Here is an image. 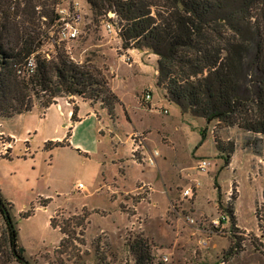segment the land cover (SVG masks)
Masks as SVG:
<instances>
[{
    "label": "rangeland",
    "instance_id": "obj_1",
    "mask_svg": "<svg viewBox=\"0 0 264 264\" xmlns=\"http://www.w3.org/2000/svg\"><path fill=\"white\" fill-rule=\"evenodd\" d=\"M83 4L88 11L84 33L57 47L75 61L100 67L122 104L112 118L97 101L100 122L85 117L73 128L71 145L50 141H62L72 128L63 125L67 119L57 107L45 112L38 102L30 112L0 116V188L14 204L8 207L26 261L135 264L132 245L144 239L153 264H264V247L258 249L251 239L256 234L264 243L255 215L264 196V135L183 112L156 85L158 55L146 47L128 52L119 19L108 31L106 13L97 15L89 2ZM46 39L43 49L53 56L57 48ZM240 77L253 90L258 74L243 67ZM73 99L77 104L80 96ZM204 128L207 137L201 143ZM150 156L153 165L145 160ZM203 160L209 161L206 170L199 168ZM189 186L194 193L184 196ZM26 211L32 213L28 218ZM83 212L88 213L78 228L83 234L74 245L60 247L64 234L51 217L63 224ZM222 213L229 218L217 227L213 220ZM234 234L242 248L231 251ZM6 236L0 210V247L6 246Z\"/></svg>",
    "mask_w": 264,
    "mask_h": 264
},
{
    "label": "trees",
    "instance_id": "obj_2",
    "mask_svg": "<svg viewBox=\"0 0 264 264\" xmlns=\"http://www.w3.org/2000/svg\"><path fill=\"white\" fill-rule=\"evenodd\" d=\"M88 1L97 15L117 12L123 47H146L158 55L156 84L166 89L170 100L183 112L201 116L207 123L218 120L224 126L237 125L264 135V0ZM55 4L56 0H0V116L30 112L38 102L46 109L59 97H68L73 103L71 119L79 121V106L73 97L80 96L92 104L101 101L114 118L116 106L122 101L100 67L89 60L75 61L58 47L51 58L40 53L47 28L56 17ZM32 56L35 67L30 69ZM243 67L258 74L253 90L241 83ZM201 134L202 143L207 129ZM50 141L54 146L69 144L66 139ZM229 162L227 156L225 164ZM214 185L221 205L217 177ZM8 205L14 204L0 188V210L7 225L0 264H29ZM227 212L236 228L233 206ZM31 215L30 211L24 213L25 218ZM255 215L262 236L264 196L256 205ZM87 217V212L74 214L63 224L51 217L52 226H59L64 234L60 247L67 248L79 240L83 232L78 228L84 227ZM234 238L231 251L242 248L239 235L234 234ZM251 239L258 249L264 247L258 235L252 234ZM132 247L135 264H153L146 240L138 239Z\"/></svg>",
    "mask_w": 264,
    "mask_h": 264
},
{
    "label": "built area",
    "instance_id": "obj_3",
    "mask_svg": "<svg viewBox=\"0 0 264 264\" xmlns=\"http://www.w3.org/2000/svg\"><path fill=\"white\" fill-rule=\"evenodd\" d=\"M87 3L89 2L88 0ZM55 20L50 24L47 30L46 40L51 41L52 44L57 48L58 43H68L70 41L76 40L84 33L85 19L88 15L86 6L83 4V0H56L55 4ZM106 15L108 20L105 27L108 31L113 30L114 22L119 19L118 14L114 10H109ZM46 20V17H43ZM43 45L40 48V53L47 58H51V53L46 52L43 49ZM29 67L33 69L35 67V58L32 56L29 60ZM146 97L151 99V93H147ZM150 161H154V158L150 156ZM209 165V161L203 160L199 164V168L206 170ZM84 186L80 183V187ZM184 196H192L194 193L193 187L189 186L182 191ZM229 215L227 213H222L221 217L214 219L213 222L215 226H219L222 221L227 220Z\"/></svg>",
    "mask_w": 264,
    "mask_h": 264
},
{
    "label": "crops",
    "instance_id": "obj_4",
    "mask_svg": "<svg viewBox=\"0 0 264 264\" xmlns=\"http://www.w3.org/2000/svg\"><path fill=\"white\" fill-rule=\"evenodd\" d=\"M133 51H139L141 53V50H139L137 48H129V50H128V52H133ZM156 71H157V59H156ZM157 73H158V71H157ZM157 73H156V75H157ZM166 97L168 100H170L168 95ZM76 102L79 106V111H78V117L80 118L79 121H73L71 119V115H72V111H73V104H72V102H70V99L68 97H59L57 99L56 103L52 104L51 106H49L48 108L45 109V112H47L51 108L57 107L58 110H60L61 114L66 117L67 123H63V125L68 126V130L70 129V127H72L71 128V135L69 137H67V132H66V136L62 140L66 139L68 141L69 145L72 144V135H73L72 130H73V128L75 127V125L79 124L82 120H84L85 117L96 118L100 122L99 109L96 106V104H92L89 100H85L82 97H80V99H77ZM84 108H85V112H84ZM56 141H58V140H56ZM76 146H79V144H76ZM78 150H80V149H78ZM85 153L88 154L87 152H85ZM133 160H136V159H133ZM145 160H146V162H149L152 165L155 164V158H154L153 162L149 161L147 159H145Z\"/></svg>",
    "mask_w": 264,
    "mask_h": 264
}]
</instances>
